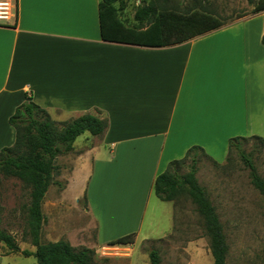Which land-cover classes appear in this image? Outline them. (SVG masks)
Returning a JSON list of instances; mask_svg holds the SVG:
<instances>
[{"label":"crops","instance_id":"0c3cea01","mask_svg":"<svg viewBox=\"0 0 264 264\" xmlns=\"http://www.w3.org/2000/svg\"><path fill=\"white\" fill-rule=\"evenodd\" d=\"M99 1L15 0L0 18V149L27 99L107 120L62 188L86 198L95 238L104 215L125 225L135 213L139 225L154 178L189 147L223 152L229 137L264 136V10L150 47L102 40Z\"/></svg>","mask_w":264,"mask_h":264},{"label":"rangeland","instance_id":"374dc122","mask_svg":"<svg viewBox=\"0 0 264 264\" xmlns=\"http://www.w3.org/2000/svg\"><path fill=\"white\" fill-rule=\"evenodd\" d=\"M4 1L14 13L15 0L11 4L10 0ZM256 1L118 0L114 7L118 18L128 27L137 25L133 20L136 7L150 2L159 8L178 12H210L226 24L235 18L252 15ZM6 12L8 14V9ZM48 114L57 130L76 116L59 110H49ZM100 139L101 134L93 136L84 132L73 142L71 152L56 157L59 174L55 180L61 185H51L41 204L44 221L40 241L61 239L76 250L90 248L94 252V264H150L148 251L151 248L157 250L160 264H213L203 220L184 193L169 202L159 200L152 191L146 210L139 217V225L135 213L125 225L121 220L112 221L110 217L102 216L103 230L95 238V223L88 213L84 197L72 200L71 193L63 194L62 188L79 167L80 156L90 148L99 147ZM227 147L228 143L223 152H206L209 157L198 154L195 176L222 224L227 244L226 264H264V201L251 185L248 170L238 155L232 152L227 156ZM243 149L250 153L258 174L264 180V142L247 139L243 142ZM29 190L19 179L0 175V229L14 237L20 251L34 250L26 234ZM133 224L137 225L136 231L125 232ZM129 233H135L132 245L101 247L108 240ZM20 251L10 252L0 242V264H35L33 256H25Z\"/></svg>","mask_w":264,"mask_h":264},{"label":"trees","instance_id":"16d2710c","mask_svg":"<svg viewBox=\"0 0 264 264\" xmlns=\"http://www.w3.org/2000/svg\"><path fill=\"white\" fill-rule=\"evenodd\" d=\"M117 1H99L102 40L150 47L170 46L225 24L224 20L210 12H178L159 8L150 2L136 7L133 20L137 25L128 27L117 16L114 7ZM263 10L264 0H257L251 12L257 14ZM144 23L146 25L142 26ZM260 41L264 46V33ZM8 123L14 128L15 138L10 146L0 149V175L13 176L30 188L26 206V234L34 250L20 251L14 237L2 229L0 242L10 252L20 251L25 256H33L35 264H94V252L90 248L76 250L69 242L61 239L40 241L44 221L41 204L51 185H61L55 180V176L59 174L56 157L71 152L73 142L80 134H102L107 127V120L91 113H83L57 130L48 111L27 99L15 108ZM251 138L264 142V138L257 135L231 137L228 139L227 156L232 152L238 155L248 170L251 185L264 201V180L258 174L250 153L243 149V142ZM198 154L209 157L202 147L193 145L186 150L183 157L169 161L165 169L154 178L152 191L159 200L169 202L180 193L186 194L203 220L213 264H226L227 244L222 224L205 189L195 176ZM213 162L219 164L215 160ZM183 169L185 171L182 172ZM84 199L86 201L85 197ZM134 236L135 233L120 236L109 241L108 246H130ZM148 257L150 264H160V256L155 248L148 251Z\"/></svg>","mask_w":264,"mask_h":264},{"label":"built area","instance_id":"2783aa9c","mask_svg":"<svg viewBox=\"0 0 264 264\" xmlns=\"http://www.w3.org/2000/svg\"><path fill=\"white\" fill-rule=\"evenodd\" d=\"M6 4L7 2L0 0V18H5L7 15L6 10L8 9L9 11L10 6H7Z\"/></svg>","mask_w":264,"mask_h":264}]
</instances>
